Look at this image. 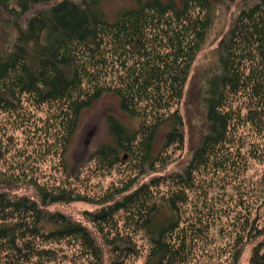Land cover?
<instances>
[{
	"label": "trees",
	"instance_id": "16d2710c",
	"mask_svg": "<svg viewBox=\"0 0 264 264\" xmlns=\"http://www.w3.org/2000/svg\"><path fill=\"white\" fill-rule=\"evenodd\" d=\"M51 1L0 0V108L18 110L24 95L38 104L60 103L71 134L86 109L112 94L120 110L138 118L139 125L131 127L109 114L110 139L97 146L94 157L105 168L126 160L138 175L153 171L158 161H165V150L184 142L183 117L173 106L183 98L213 22L212 0H134L114 20L103 0H61L22 22L35 5ZM218 58L219 72L207 81L208 132L184 173L167 175L171 186L164 192L161 177L135 189L138 178H132L109 192L113 202L87 212L109 246V264H127L139 251V234L149 243L146 264H186L193 257L195 241L206 234L185 216L195 174L230 142L233 96L243 93L257 104L264 99V0H252L239 12L220 41ZM255 111L252 104L251 121ZM4 154L0 140V162ZM228 162L223 153L216 164L220 168ZM20 181L21 176L0 166V185L9 188L0 189V246L10 251L13 264H58L56 250L41 245L66 238L82 242L93 264H105L100 243L87 226L45 209L85 197L33 180L35 195L19 194L13 188ZM259 245L252 264H264V242Z\"/></svg>",
	"mask_w": 264,
	"mask_h": 264
},
{
	"label": "rangeland",
	"instance_id": "374dc122",
	"mask_svg": "<svg viewBox=\"0 0 264 264\" xmlns=\"http://www.w3.org/2000/svg\"><path fill=\"white\" fill-rule=\"evenodd\" d=\"M58 1L61 0L35 5L21 18L22 22L37 10ZM212 2L213 22L191 67L183 98L173 106L183 117L184 142L165 150L161 156L165 161H158L153 171L138 175L136 166L134 169L133 163L126 160L113 168H105L94 157L97 146L110 139L109 114L131 127L139 125L138 118L120 110L118 99L112 94L103 95L86 109L71 134H68L70 118L61 110L60 103L38 104L33 96L24 95L18 110L0 108V140L5 149L1 170L21 176L13 190L33 196L35 190L30 183L33 180L56 191L71 190L74 195L85 197L54 203L45 209L87 226L100 243L105 264H109V246L103 242L97 224L87 212H98L113 202L109 201V192L128 184L132 178H138L135 189L161 177L164 182L160 191H166L171 186L167 175L184 173L208 132L205 98L208 79L219 72L218 47L239 12L252 0ZM132 4L134 0H103L102 5L109 19L114 20L122 7ZM252 104L256 108L254 121L250 120L249 113ZM230 106L234 111L230 142L224 149L214 151L211 162L196 172L195 185L188 191L185 216L206 234L195 241L194 255L186 264H252L255 247L264 242V99L257 104L242 93L233 96ZM223 153L229 162L219 168L216 161ZM0 189L9 188L0 185ZM122 195H116L114 201ZM136 239L139 251L127 264H146L149 243L142 234ZM41 246L56 250L58 264L95 262L78 240L66 238ZM3 247L0 246V264H13L10 251Z\"/></svg>",
	"mask_w": 264,
	"mask_h": 264
}]
</instances>
